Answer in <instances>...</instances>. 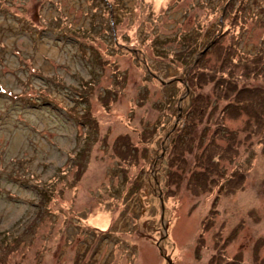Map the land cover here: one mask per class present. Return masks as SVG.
<instances>
[{"label": "rangeland", "instance_id": "1", "mask_svg": "<svg viewBox=\"0 0 264 264\" xmlns=\"http://www.w3.org/2000/svg\"><path fill=\"white\" fill-rule=\"evenodd\" d=\"M0 86V264H264V0H0Z\"/></svg>", "mask_w": 264, "mask_h": 264}, {"label": "trees", "instance_id": "2", "mask_svg": "<svg viewBox=\"0 0 264 264\" xmlns=\"http://www.w3.org/2000/svg\"><path fill=\"white\" fill-rule=\"evenodd\" d=\"M222 90L219 91V93H221ZM217 97V99H223L226 100V105L224 107L221 108V110L218 112L219 109V105L217 103H214V105L212 106L211 104L207 105L204 104L203 106L200 107V111L197 112L196 116H198L200 118L201 121H203V119L207 116L209 123L212 125L214 124L216 127V130L213 134V137L211 139V145H208V147L204 148L203 150H201L202 148L200 147V149H197V153L195 154V160L197 161V165L196 168L198 171H196V177L197 180H195L193 182V184H191L190 186H195L198 187L199 189L196 190L193 187H189V190L191 189V192L193 193V195H200L202 193H212L214 191L215 188H217L216 191H218L219 194H221L223 191L225 193L228 192L227 189H230L232 186H238L236 185V183H232L230 182V180H225V176H223L221 169L219 167V162L221 160V158H231V155L233 153V155L235 154L236 150H234V145L231 143H229V147H223L218 143L219 138H221L222 136H224L225 134V119L224 116H230L232 119H239L242 116L244 117H248V121L249 119H252V113H251V109L252 107L246 102L247 96L244 97H239L237 100H229L228 97L225 96H221L216 94L215 95ZM260 100V99H259ZM264 105V102H261ZM253 104H258L256 102H254ZM259 105V104H258ZM216 116V117H215ZM177 128H180L178 126H176ZM186 127L192 128V123L190 122V124H188ZM185 127V128H186ZM210 128V127H209ZM207 130H209L208 128H206ZM180 131L177 130L176 133L173 136V141H172V145H174L173 147L175 148V150L173 151L172 155L177 153V156L182 152H181V141L182 138L185 137L183 135H181V133H179ZM186 136H189V132L186 133ZM187 140H189V137L187 138ZM224 149H228L230 151H232L231 153L226 155V151ZM180 157V155L178 156ZM201 169H204L201 170ZM179 179L181 178V176L178 177ZM234 191V187L231 190V194ZM215 210V209H214ZM212 211H210V213L208 214V217H211Z\"/></svg>", "mask_w": 264, "mask_h": 264}, {"label": "water", "instance_id": "3", "mask_svg": "<svg viewBox=\"0 0 264 264\" xmlns=\"http://www.w3.org/2000/svg\"><path fill=\"white\" fill-rule=\"evenodd\" d=\"M2 90L1 86H0V91ZM162 203V200H161ZM163 219V213L161 214V220ZM166 231V230H165ZM170 263V262H169Z\"/></svg>", "mask_w": 264, "mask_h": 264}, {"label": "bare ground", "instance_id": "4", "mask_svg": "<svg viewBox=\"0 0 264 264\" xmlns=\"http://www.w3.org/2000/svg\"><path fill=\"white\" fill-rule=\"evenodd\" d=\"M156 3H157V4L162 3V0H156Z\"/></svg>", "mask_w": 264, "mask_h": 264}]
</instances>
